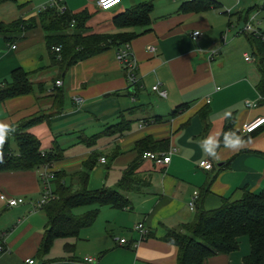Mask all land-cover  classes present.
Returning a JSON list of instances; mask_svg holds the SVG:
<instances>
[{
    "label": "crops",
    "instance_id": "crops-1",
    "mask_svg": "<svg viewBox=\"0 0 264 264\" xmlns=\"http://www.w3.org/2000/svg\"><path fill=\"white\" fill-rule=\"evenodd\" d=\"M53 1L48 0L47 4ZM57 1L60 8L71 13L86 12L87 33H136L128 43L137 62L135 91L128 88L114 47L79 60L61 73L52 65L38 21L39 10L46 3L36 8L32 0H0V26L19 19L36 20V26L25 31L21 38L13 32L0 31V89L11 84V72L16 68L28 74L31 84L30 92L0 100V122L15 128L36 118L22 131L36 136L40 150L45 151L54 142L60 147L58 136L71 134L75 143H81L82 135H95L123 117L130 121L128 131L102 136L106 137L104 140L100 138L105 151H114L115 156L126 151V167L138 158L136 175L140 180L136 189L124 192L131 202L128 207H100L91 226L82 228L76 238L55 239L49 251L42 255L38 250L46 215L41 208H35L42 192L41 167L0 170V193L13 197L24 195V202L16 206H7L0 200V245L4 248L0 252V264H28L30 259L32 264H90L84 257L96 259L94 264H176V246L163 239L168 230L181 231L198 207L211 210L224 198L238 199L243 188L255 193L264 186V122L252 133L241 132L243 123L264 118V102L255 89L260 77L255 46L244 35L250 45L247 52L245 43L228 38L227 32L233 26L229 16H210L206 12L216 7L197 12L178 11L179 5L188 0L176 2V8L169 11L176 12L175 16H151L152 21L146 27L125 28L117 27L113 17L151 0H121L113 12L97 8L96 0ZM93 1L96 7L91 5ZM248 2L245 11L233 14L236 35L246 32L243 26L237 28L239 21L253 20L257 10L264 13L263 0ZM248 8L250 11L246 12ZM256 19V27L263 30L264 22ZM193 30L200 33L195 39L191 38ZM235 43L238 47L232 48ZM149 46L152 50H148ZM243 53L250 54L252 59L243 60ZM261 64L264 67V61ZM56 80L62 84L56 86ZM156 83L166 90L165 97L151 90ZM75 97L82 102L77 104ZM245 102L255 105L247 106ZM225 111L231 112L230 119L224 118ZM93 116L103 122L102 127L88 134L85 129ZM225 126L243 137L245 143L237 149L221 144L216 150L217 158L213 159L205 152L202 142L209 135L220 138ZM125 134L124 151L117 142ZM139 140L147 142L137 148ZM7 144L11 153H18L13 135H8ZM86 148L89 155L99 146L96 141L92 148ZM146 150L171 151L170 162L157 165L142 157ZM97 153L102 154L106 163L108 156L101 151ZM201 159L209 161L211 168L198 167ZM50 168L64 171L58 167L57 160ZM205 183L208 191L203 195ZM99 184L89 187L88 180V189L105 185ZM192 191H197V198L193 209H189L187 202ZM139 222L145 225L149 235L135 244L138 239L135 226ZM120 238L127 242L120 244ZM68 244L72 247L67 250ZM248 252V240L241 236L235 251L209 256L202 264H243L242 258Z\"/></svg>",
    "mask_w": 264,
    "mask_h": 264
},
{
    "label": "trees",
    "instance_id": "trees-1",
    "mask_svg": "<svg viewBox=\"0 0 264 264\" xmlns=\"http://www.w3.org/2000/svg\"><path fill=\"white\" fill-rule=\"evenodd\" d=\"M209 7H218L213 0H188L182 2L178 11H203ZM153 4L144 1L116 14L113 23L120 28L146 27L151 21ZM250 8L246 10L249 12ZM86 12L71 13L60 10L59 1L48 3L40 8L38 21L44 31L46 45L51 57L52 65H56L61 73L79 60L100 53L114 47L117 51L129 43L136 35L135 32L118 33H87ZM246 20V19H245ZM245 22V21H244ZM36 26V20H16L0 26V31L13 32L19 38L23 33ZM247 40L255 46V53L264 52V42L245 35ZM252 37V38H251ZM250 38L252 40H250ZM254 38V39H253ZM250 42V43H251ZM60 47L56 52L53 47ZM264 61V58L262 59ZM260 77L255 89L264 102V67L258 64ZM125 72V69L123 68ZM126 74V72H125ZM12 82L0 89V100L25 94L31 91L28 74L21 68L11 72ZM129 90L135 91V85H129ZM132 88V90H131ZM175 112V111H174ZM36 118L24 121L20 127L16 126L13 135L18 146V153L9 151L8 136L0 153L4 158L0 162V170H27L43 165H49L63 157L62 149L54 142L49 150H40L39 140L31 133L22 129ZM130 121L121 117L120 121L108 126L103 131L90 137L82 135L81 143L89 148L96 144L102 136L122 135L130 129ZM222 133L220 145L223 144L224 133L233 132L230 128ZM254 131V130H253ZM247 132V133H252ZM147 140H139L136 147L140 148ZM99 154L91 151L83 161L82 168L77 172L79 186L74 188L63 181L67 176L65 171H54L52 180L53 198L47 201L41 210L45 212L46 223L39 252L45 255L57 238H76L82 228L93 224L99 214L100 207L110 206L116 209L128 207L131 202L124 192L134 190L140 178L136 175L138 158L131 162L113 186L103 185L101 188L88 189L90 171L97 163ZM115 154L113 153L112 159ZM109 168V167H108ZM208 191V183L203 186V195ZM87 207L83 213H75V209ZM246 236L249 252L242 258L243 264H264V186L258 192H251L243 188L238 199H223L221 204L211 210L196 208L193 219L184 224L181 231L168 230L163 239L176 246V264H202L205 258L218 254L230 253L238 247V239ZM71 244L66 245L70 249Z\"/></svg>",
    "mask_w": 264,
    "mask_h": 264
},
{
    "label": "rangeland",
    "instance_id": "rangeland-1",
    "mask_svg": "<svg viewBox=\"0 0 264 264\" xmlns=\"http://www.w3.org/2000/svg\"><path fill=\"white\" fill-rule=\"evenodd\" d=\"M41 1L42 0H32L33 4L35 3L37 5L36 8L38 7V5L44 2L46 4L48 2V0H43V2ZM159 1L160 0H151L153 4V9L150 15L152 17L162 16L164 14L175 16L176 12H169V11H171L172 9H175L176 2H180V0H166L164 3H159ZM214 1L218 3V7L211 8L207 10L206 12H208L210 16H229L230 21L233 26L227 32V37L236 38V41H235L236 43H239V44L245 43L246 51L250 52V45L248 41L246 40V38L244 37V35L248 33L242 32L241 34H238V35L235 34L236 33L235 24H234L235 19L233 17V14L235 12H240L242 10L245 11V9L247 8L246 5H248L249 3L248 0H214ZM91 5L96 7L95 1L91 2ZM117 8L118 6L110 9L108 12H113ZM257 11L258 12L255 14V16L257 17V19L261 18V21L264 22V19H263L264 13H262L263 11L262 10H257ZM255 16L253 20L251 21L252 24H255V19H256ZM251 38L250 40H252ZM236 43L232 45V48L238 47ZM263 58H264V52L262 51V53H258V55L256 56L257 63L261 64L263 61L262 60ZM95 108L97 107L95 106ZM97 109L103 110L104 108L102 106H98ZM87 116L90 117L91 115H87ZM91 119L93 120L90 122L88 127L85 129L86 133L88 134L91 133L90 132L91 130L92 131L100 130V128L102 127L100 126V124L103 123L101 122V120H99V118L95 120L94 116ZM102 138H103L102 140L106 139V137H102ZM12 141L13 140L10 139L11 143ZM56 141L59 142V145L62 148V152H63V157L57 160L58 167L63 169L68 175L67 179L66 177L65 178L63 177V181L65 182V184L70 183L74 188H77L79 186V178H78L77 172L81 170L83 161L86 160L89 156L87 155V148L84 144L77 143V142L75 143V138L71 134H65L62 136H58L56 138ZM97 144L99 148H97L94 151L96 152L101 151L104 153L105 156H108V158H107L106 163H101L99 161V158L101 157L102 154H99L97 158L96 166L90 175L89 187H93L94 185H98L99 187L100 185L99 183H102V184L104 183L105 185H108V186L114 185L120 178L122 170L127 165L126 164V151L124 150V148H126V134L121 142H117L120 148L123 149L125 152L122 153L121 155L115 156L116 158L114 157V159H112L114 151H111V150L105 151L103 149V146L105 145V143L101 141V138L97 140ZM23 196L24 195H22V197ZM25 197L29 198V196H25ZM86 209L87 207L76 208L75 213H82Z\"/></svg>",
    "mask_w": 264,
    "mask_h": 264
},
{
    "label": "built area",
    "instance_id": "built-area-1",
    "mask_svg": "<svg viewBox=\"0 0 264 264\" xmlns=\"http://www.w3.org/2000/svg\"><path fill=\"white\" fill-rule=\"evenodd\" d=\"M120 3H121V0H114V2H113V0H96L97 8H99L102 11L110 10V9L118 6ZM64 9H65L64 7L60 8L61 11H64ZM251 21H252V18H249L243 23V25H242L243 30H245L252 37L257 38V39L261 40L262 42H264V29L263 30L258 29L256 27V23L252 24ZM199 34L200 33L198 30H193L191 32V38L195 39ZM12 47H15V45H13ZM53 48L56 52H59V50H60V47H57V46L53 47ZM148 50H152V47L149 46ZM242 57H243V60H245V61H249L252 59V57L248 53H243ZM117 58L120 61L122 67L125 69L128 84L132 85V86L135 85V83H136L135 70L137 68V62L134 59L133 54L130 52L128 43L124 44L117 51ZM61 84H62L61 80L55 81L56 86H60ZM151 90L153 92L157 93L161 97L166 96V90L161 89L159 83L154 84L151 87ZM259 99H261V98L259 97ZM74 100L77 104H80L82 102V99L79 97H75ZM205 100L208 101L207 99H205ZM245 104L247 106H254L255 105L254 102H252V103L251 102H245ZM263 122H264L263 117L256 118L250 122H245L241 125V132H243V133L251 132L256 128L255 125L257 123H259L258 125H260ZM142 157L153 161L157 165H166L167 163L170 162L171 151H168L166 153H158V152L146 150L142 153ZM99 161L101 163H104L105 158L101 157ZM197 166L208 170L211 168L212 165L206 159H201L198 161ZM54 178H55L54 171L50 168L49 165L41 166V169L39 170V180H40L41 185H42V192H41V196H40L39 200H37V202L35 203V208H41L47 201H49L50 199L53 198L52 180H54ZM196 198H197V191H192L191 198L187 202L189 209H193V204H194ZM0 200L2 202H4L7 206H16V205L24 202L23 197L8 196L4 193H0ZM135 228L138 230V239L135 242V244H137L149 235V231L145 227V225L141 222L137 223ZM126 242L127 241L125 238L119 239L120 244H125ZM3 251H4V248L2 247V245H0V252H3ZM83 260L87 263H90V262L96 263V259H94L92 257H84ZM26 263L32 264L33 260L32 259L27 260Z\"/></svg>",
    "mask_w": 264,
    "mask_h": 264
},
{
    "label": "clouds",
    "instance_id": "clouds-1",
    "mask_svg": "<svg viewBox=\"0 0 264 264\" xmlns=\"http://www.w3.org/2000/svg\"><path fill=\"white\" fill-rule=\"evenodd\" d=\"M225 119L231 118V112L225 111L224 113ZM259 123H257L255 126H258ZM15 129L5 123L0 122V149L3 148V145L6 142V138L10 132H14ZM245 140L240 135H237L235 132H227L224 133L223 136V144L224 147L230 148V149H237L244 145ZM220 146V140L219 138H214L211 135L206 137L202 142V147L204 148L205 152L208 156L212 157L213 159L217 158V148ZM0 156H2V153H0ZM90 264H94V262H90Z\"/></svg>",
    "mask_w": 264,
    "mask_h": 264
},
{
    "label": "water",
    "instance_id": "water-1",
    "mask_svg": "<svg viewBox=\"0 0 264 264\" xmlns=\"http://www.w3.org/2000/svg\"><path fill=\"white\" fill-rule=\"evenodd\" d=\"M242 24H243V22L239 21L237 28H240L242 26ZM131 90H132V88H131ZM3 158H4V153H2V156H0V162L3 160Z\"/></svg>",
    "mask_w": 264,
    "mask_h": 264
},
{
    "label": "snow or ice",
    "instance_id": "snow-or-ice-1",
    "mask_svg": "<svg viewBox=\"0 0 264 264\" xmlns=\"http://www.w3.org/2000/svg\"><path fill=\"white\" fill-rule=\"evenodd\" d=\"M113 2H114V0H113Z\"/></svg>",
    "mask_w": 264,
    "mask_h": 264
}]
</instances>
